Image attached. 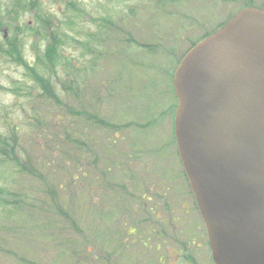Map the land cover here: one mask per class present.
I'll return each instance as SVG.
<instances>
[{
  "label": "rangeland",
  "instance_id": "374dc122",
  "mask_svg": "<svg viewBox=\"0 0 264 264\" xmlns=\"http://www.w3.org/2000/svg\"><path fill=\"white\" fill-rule=\"evenodd\" d=\"M76 1L85 7L88 13L87 19L90 21L91 17L110 15L115 22L108 41L101 47L103 58L99 61V68L87 74V88L90 89L88 97L90 99L95 96V90H101L102 97L105 98L103 105L109 114L107 116L109 120L119 125L130 122L132 126L123 128L121 133L123 139L116 143L118 144L117 154H114L121 160L120 164L110 165L114 161L113 154L97 152L93 160L97 173L86 166L88 176H82L80 185L76 186L81 188L73 190L71 199H75L74 210L79 207L87 208L85 214L90 216L89 228L82 234H76L69 226L66 232L79 243H83L85 237L92 238V244L89 245V248H93L91 253L99 257H107V253L94 249L95 244L103 245L106 238L111 237L112 229L117 228L119 232L121 227H127L131 225V222L128 221L124 225L120 219L118 222L117 212L108 205L111 196L106 195V185L116 182V187L122 194L123 189H120V184L126 182L130 195L144 191L147 194L146 197L153 196V202L140 200L141 204L146 203L147 211L142 209L143 205H139L136 212L130 208L133 214L130 219L139 221L150 215L148 221L142 220L143 233L149 226L156 229L167 228L168 236L177 241L168 237L159 238L156 234L153 239L156 240L154 246L161 244L162 247L159 251L153 250L152 254L147 256V247L140 240V237L146 239L147 233L141 236H137L138 234L130 236L121 231L122 234L117 243L121 245L120 241H125L129 245H123L127 249L123 250L122 245L121 249H115V240L107 244L106 247L108 246L113 252L111 261L115 264H147V258L155 256L157 264H160V256H166L167 245L175 248L182 236L180 233L184 234L181 232L184 228L182 226L184 224L180 222V219L183 220L181 217L191 216L193 220L199 217L189 189L186 208L182 207L183 201L178 202V196L186 189L187 184L180 171L182 166L174 140V115L178 102L173 90L172 76L180 57L191 48L192 44L218 29L235 11L244 7L246 2L244 0L240 2H228V0H173V2L170 0L172 3L159 5L150 4L145 0ZM2 2L3 0H0V4ZM254 4L264 7V0H254ZM42 6L44 12L58 18H62L66 8L65 4L58 0H45ZM4 18L10 26V32L16 26L34 20L30 12L11 23L8 20L10 17L4 15ZM83 20L81 18L78 22L81 30L89 28L92 33L98 30V26L93 22ZM82 35L83 33L80 32L78 38L81 39ZM128 38H130L129 42H127ZM131 40H134L137 45L130 43ZM25 41L24 55L33 63L34 54L31 49L33 39L29 37ZM140 43L156 44L159 47L150 52L148 49L143 50L139 46ZM41 48L43 49L44 46L42 45ZM81 52V47L71 48L70 45L64 47V54L69 56L72 53V56L79 60H82ZM104 55H108L107 59ZM23 75V66L8 62L0 53V86L3 87L0 90V131L4 130L1 124H3V117H7L8 110L10 115L18 116L23 113L20 110L23 107L17 102V94L8 90L14 83L18 86L24 83L26 89L28 81ZM43 107V104L39 103L36 108ZM27 141L30 142L29 138ZM98 150L102 152L100 148ZM119 159H117L118 162H120ZM105 170V176L101 175ZM61 180H66V176H63ZM93 182L94 185H91ZM93 186H96L95 190L92 189ZM91 191L94 195L93 200L89 199ZM167 192V196H164ZM165 198L171 202L170 209L172 208L173 213L180 217L178 222L171 221L172 214L168 211V218L164 217L160 224L157 220H153L157 211L164 208ZM129 199L131 198L128 196L125 199L127 204L136 203L133 199L131 201ZM160 200L161 203L158 204ZM157 205L160 206L157 207ZM169 221L174 225L179 224L180 229L176 232L171 231L168 226ZM84 227H86L85 223ZM112 236V238L115 237L114 232ZM134 238L137 241H133ZM37 240L39 242L30 246L29 243L27 247L25 245L27 249L20 252L15 250L11 253L9 255L11 261L10 258L7 261L6 258L4 260L0 258V264H27V261L31 264H71L68 255L61 254L53 244L45 246L44 242L40 241V235ZM198 252L196 255L198 264H201V259L204 264H212L209 249L202 256L200 248ZM18 256L21 257L18 258ZM174 258L175 256H171L169 260Z\"/></svg>",
  "mask_w": 264,
  "mask_h": 264
},
{
  "label": "trees",
  "instance_id": "16d2710c",
  "mask_svg": "<svg viewBox=\"0 0 264 264\" xmlns=\"http://www.w3.org/2000/svg\"><path fill=\"white\" fill-rule=\"evenodd\" d=\"M58 1L66 6L62 18L43 11L45 0H11L10 4H0V26L10 29L4 15L10 17V23L27 12L34 18L0 38V53L8 62L23 66V76L28 81L26 89L24 83L22 86L14 83L8 89L17 94L23 113L15 116L8 110L1 124L4 130L0 131V258L9 260L15 250L20 252L28 243L30 246L39 242L40 235L45 246L53 244L61 254L68 255L71 264H115L109 258L88 252L86 247L92 244V238L85 237L83 243H79L66 232L69 226L76 234L89 228L90 216L85 214L87 208L74 210L75 199H71L73 190L81 188L76 186L80 185L82 176H88L86 166L97 173L93 163L97 152L113 154L114 161L110 165L120 164L121 160L115 155L116 143L123 139V128L132 126L130 122L119 125L109 120L101 90H95L96 95L88 97L87 74L99 68V61L103 58L101 47L108 41L115 22L110 15L91 17L90 21L85 7L78 1ZM145 1L159 5L172 3L170 0ZM244 1V6H260L254 4V0ZM81 18L93 22L98 30L95 33L89 28L81 30L78 23ZM80 32L83 33L81 39L78 38ZM29 37L33 39V63L24 55L25 40ZM130 43L137 45L134 40ZM66 45L81 47L82 60L73 57L72 53L69 56L64 54ZM139 46L150 52L159 47L146 43ZM104 56L107 59L108 55ZM39 103L44 107L36 108ZM105 173L106 170L101 175L105 176ZM63 176L66 180H61ZM125 183L120 184L122 194L116 182L106 185V195L111 196L108 205L117 212L118 222L125 213H131L129 208L132 205L125 202L127 196L137 197L129 194ZM92 189L95 190L96 186ZM93 196L91 191L89 199ZM132 210L136 212L137 206ZM117 232V228L112 229L109 239L110 242L116 241L115 248H118ZM106 243L107 240L95 248L101 252ZM26 263L31 264L30 261Z\"/></svg>",
  "mask_w": 264,
  "mask_h": 264
},
{
  "label": "water",
  "instance_id": "95a60500",
  "mask_svg": "<svg viewBox=\"0 0 264 264\" xmlns=\"http://www.w3.org/2000/svg\"><path fill=\"white\" fill-rule=\"evenodd\" d=\"M175 134L216 264H264V10H240L174 75Z\"/></svg>",
  "mask_w": 264,
  "mask_h": 264
},
{
  "label": "flooded vegetation",
  "instance_id": "af4514ba",
  "mask_svg": "<svg viewBox=\"0 0 264 264\" xmlns=\"http://www.w3.org/2000/svg\"><path fill=\"white\" fill-rule=\"evenodd\" d=\"M3 28H4L3 26H0V31H3ZM183 177L185 178L184 173H183ZM186 184H187L186 189L182 193H180V195L178 196V202L183 201L182 207L184 208H186L187 206L186 197L188 195V189H189L188 183ZM167 194L168 192L164 196H167ZM142 197H143L142 200H145L147 202H153V196H149L145 198V195H143ZM166 199L167 198L164 199L165 201L163 204L164 208L157 211L155 219L152 218L153 220H157V223L159 224L160 222H162V220H164V217L168 218L167 211L172 214L171 221L176 220L178 222L180 219L179 216L173 213L172 208L170 209L171 202ZM193 202H194V199H193ZM160 203H161V200L158 202V204ZM145 206H147L146 203H143L142 209L147 211ZM158 206L160 205H157V207ZM194 207H195V210L198 212L195 202H194ZM150 217L151 216L148 215L145 218H141L137 223H135V225L130 226L128 228V233L132 235L138 234L137 236H141L142 234L147 233L146 241H143V245L147 247L146 249L147 256L150 253L152 254L153 250H160V248L162 247L161 244H158L157 247L154 246V242L156 240H153V239L156 236V234H157V237L159 238L168 237L173 241H177V239H174L173 237L168 236L167 231L169 232V230L167 228L156 229L154 227L149 226L147 228V231L143 233V231L141 230V225L143 224L142 220L148 221ZM181 218H183V220L180 219V222H182L181 224H184L182 225L184 226V228L182 229L181 232H183L184 234L180 233L182 236L180 237V240L177 243V246H175V248H173L172 246H169V244L167 245V247L165 248V252H166L165 258L161 256V264H198V260L196 258V255H198L199 253L198 249L199 248L201 249V256L204 255L208 249L206 228H205V224L202 218H201V222H200L199 217L196 218L195 220H193L191 216H186V217H181ZM171 221L168 222V226L171 229V231L173 232L178 231L180 229L179 224L174 225V223ZM148 224L150 225V223ZM140 240L142 241L143 239L140 237ZM171 256H175L174 260L172 259L169 260L170 259L169 257ZM147 259H148L147 264H157V260L155 256H149ZM201 264H204V261H202V259H201ZM212 264L214 263L212 262Z\"/></svg>",
  "mask_w": 264,
  "mask_h": 264
}]
</instances>
